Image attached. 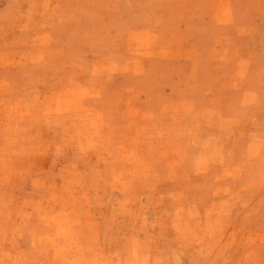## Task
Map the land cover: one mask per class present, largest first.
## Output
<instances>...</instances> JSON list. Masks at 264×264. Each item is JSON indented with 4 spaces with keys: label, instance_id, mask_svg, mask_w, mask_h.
Returning <instances> with one entry per match:
<instances>
[{
    "label": "rangeland",
    "instance_id": "374dc122",
    "mask_svg": "<svg viewBox=\"0 0 264 264\" xmlns=\"http://www.w3.org/2000/svg\"><path fill=\"white\" fill-rule=\"evenodd\" d=\"M261 1L222 0L220 10L226 14L214 16L207 8L210 0H0V138L44 137L40 146L46 150V165L53 151L72 154L66 158L71 163L84 160L82 168L96 173L93 184L105 183L99 190L110 203L139 190L136 231L141 244H159L165 262L178 264L177 247L163 230L153 232L150 218L154 220L151 206L157 200L178 197L179 192L167 194L170 183L191 199L202 195L204 227L210 216L217 217L215 223L218 216L228 217L221 220L229 230L225 235L222 231L220 248L241 246L245 253L250 246L245 243V218L264 212ZM235 21L253 28L234 29ZM152 27L156 30L145 32ZM232 89L242 91L228 93ZM245 91L254 94L243 95ZM209 99L211 109L224 102L225 114L199 115L198 106ZM210 118L220 120L213 126L215 134L237 142L229 143L231 153L241 154L224 161L207 158L220 162L215 178L211 172L196 174L208 161L194 160L195 149H208L202 152L209 155L212 149L189 142L182 125ZM51 138L55 144L46 142ZM32 143L24 146V160L42 151ZM11 149L13 158L1 155L6 166L19 158L15 144ZM243 151H250L252 159L242 158ZM104 165L108 169L102 174ZM113 167L120 169L119 180ZM133 227L124 223L121 236ZM130 240L119 238L118 251H126ZM111 257L104 258L109 262ZM182 261L221 264L207 254Z\"/></svg>",
    "mask_w": 264,
    "mask_h": 264
},
{
    "label": "crops",
    "instance_id": "0c3cea01",
    "mask_svg": "<svg viewBox=\"0 0 264 264\" xmlns=\"http://www.w3.org/2000/svg\"><path fill=\"white\" fill-rule=\"evenodd\" d=\"M221 1L210 0L207 5L214 16L224 13L220 10ZM239 12L231 10V14L238 13V16L242 14ZM235 24L234 29L253 28V24L245 22L235 21ZM155 30L156 27H152L145 32L151 33ZM169 46L170 44L166 48ZM249 48L251 49V46ZM201 90L197 94H202ZM240 91L242 90L232 89L228 93L238 94ZM244 94L254 93L245 91ZM211 107V100H206L205 104L198 106L199 115L203 116L207 111L215 117L216 113L225 114L224 102L219 109ZM224 119L229 121L228 117ZM218 121L220 120L210 118L205 121H186L182 124L189 142L199 143L202 147L209 144L212 149L210 155L202 152L209 153L208 149H195L192 156L194 160L203 158L208 161L205 170L197 169L196 174L211 172L215 178L217 172L222 170L217 171L216 165H220V162L208 159L224 161L241 157V154L233 155L230 151L229 143L237 142L232 138L224 140L214 133L213 126ZM43 138H24L22 135L14 141L11 137L0 138V264H79L80 259H84V263L80 264H95L99 260L100 264H174L165 262L157 242L155 248H152L153 244L149 246L140 242V232L136 231L140 222L139 218L136 219V212L141 205L139 190L133 188L132 193H128L126 197L118 199L116 203H110L103 197L104 190H99L106 187L105 183L98 181L93 184V174L96 173L82 168L84 160L76 159L71 163L66 158L72 157V154L53 151L46 165V150L40 146V143L43 145ZM28 141H34L31 145L42 151L35 152L32 158L25 157L24 160V146L29 145ZM55 141V138L46 140L49 144H55ZM133 143L137 146L139 142L133 140L131 144ZM14 144L20 150L19 158L14 164L6 166L1 155L3 158H13L11 146ZM249 153L250 151H243L242 158L252 159L253 154L249 156ZM30 167L38 170H28ZM107 169L104 165L101 173L105 174ZM111 171L119 180L120 169L113 167ZM27 173L29 177L24 179V174ZM13 175L15 180L12 179ZM82 175L87 181L81 180ZM112 181L114 184L122 182L121 179L115 181L113 177ZM106 182L108 186L114 185ZM116 187L119 188L118 185ZM167 187V194L179 192L178 197L157 200V204L151 206L156 211L154 220L150 219L153 221V232L163 230V235L168 236L167 240L177 247L174 257L178 264H181L186 256L199 258L203 254L219 259L221 264H241L244 258L250 259V264H264V212L248 216V220L245 218V243L250 246L244 248L248 251L244 253L241 246L233 245L221 249L222 231L225 235L229 230L225 229L221 220H227L228 217L218 216L220 222L215 223L214 219L217 217L210 216L206 228L203 226L205 219L200 214L202 195L198 199H191L189 193L177 184L170 183ZM213 187H216L215 182ZM260 207H264V202ZM126 222H131L134 227L130 234L122 237L121 228ZM119 238L131 239L124 252L118 251ZM206 238L212 240L210 245H204ZM217 238L220 239L219 243H215ZM110 255L112 257L107 262L104 257Z\"/></svg>",
    "mask_w": 264,
    "mask_h": 264
}]
</instances>
